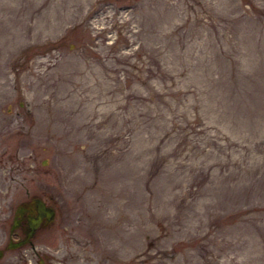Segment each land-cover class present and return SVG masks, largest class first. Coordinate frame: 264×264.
<instances>
[{
    "label": "rangeland",
    "instance_id": "1",
    "mask_svg": "<svg viewBox=\"0 0 264 264\" xmlns=\"http://www.w3.org/2000/svg\"><path fill=\"white\" fill-rule=\"evenodd\" d=\"M0 126L49 264H264V0H0Z\"/></svg>",
    "mask_w": 264,
    "mask_h": 264
},
{
    "label": "flooded vegetation",
    "instance_id": "2",
    "mask_svg": "<svg viewBox=\"0 0 264 264\" xmlns=\"http://www.w3.org/2000/svg\"><path fill=\"white\" fill-rule=\"evenodd\" d=\"M15 193L11 185L0 178V264H49L48 254L36 248L35 240L48 231L55 207L41 195L29 192L27 187L20 197ZM33 198L41 200V206L36 205ZM47 206L53 208L51 219L46 218ZM21 240L22 243H18Z\"/></svg>",
    "mask_w": 264,
    "mask_h": 264
},
{
    "label": "water",
    "instance_id": "3",
    "mask_svg": "<svg viewBox=\"0 0 264 264\" xmlns=\"http://www.w3.org/2000/svg\"><path fill=\"white\" fill-rule=\"evenodd\" d=\"M32 200L36 203V205L41 206V202L42 201L39 200L38 198H33ZM45 214H46V218L47 219H51L52 214H53V208L51 206H47ZM18 243H22V240L20 242H18ZM18 243L14 244V245H17Z\"/></svg>",
    "mask_w": 264,
    "mask_h": 264
}]
</instances>
